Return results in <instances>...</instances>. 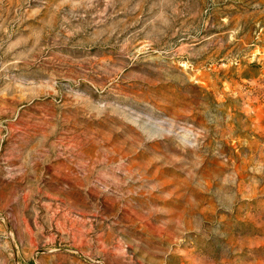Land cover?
Wrapping results in <instances>:
<instances>
[{"label": "rangeland", "instance_id": "1", "mask_svg": "<svg viewBox=\"0 0 264 264\" xmlns=\"http://www.w3.org/2000/svg\"><path fill=\"white\" fill-rule=\"evenodd\" d=\"M0 264H264V0H0Z\"/></svg>", "mask_w": 264, "mask_h": 264}]
</instances>
